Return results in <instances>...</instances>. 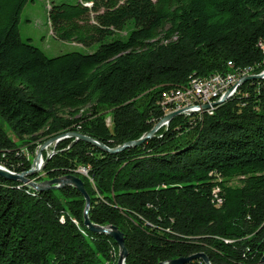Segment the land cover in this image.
I'll return each mask as SVG.
<instances>
[{"label": "trees", "instance_id": "1", "mask_svg": "<svg viewBox=\"0 0 264 264\" xmlns=\"http://www.w3.org/2000/svg\"><path fill=\"white\" fill-rule=\"evenodd\" d=\"M30 2L0 0V165L13 172L70 132L110 148L141 138L165 115L163 93L193 78L264 72V0H54V37L99 44L54 57L21 36ZM43 153L29 178L80 177L91 222L124 233L126 264L264 257V77L213 114L176 115L138 146L111 153L67 136ZM86 207L74 185L39 191L0 176V264H116L118 243L89 229Z\"/></svg>", "mask_w": 264, "mask_h": 264}, {"label": "water", "instance_id": "2", "mask_svg": "<svg viewBox=\"0 0 264 264\" xmlns=\"http://www.w3.org/2000/svg\"><path fill=\"white\" fill-rule=\"evenodd\" d=\"M262 77H264V72H263V74H258V75H253V74L248 75V76L242 78L241 83L242 82L244 83L246 80L262 78ZM179 113L180 112H173V113L166 115L151 130L146 132L141 138H139L137 140L128 141V142L124 143L123 145L118 146L116 148H110V147L106 146L104 143H102L101 141H99L98 139H95L91 136H88V135L80 133V132H70L68 134H63V135H60L58 137H53V138L45 141L44 143H42L40 145L39 149L36 152V157L32 163V168L29 171L17 173V172H13V171L7 169L6 167L0 165V176H3L5 178L11 179V180L22 181L23 183H26V184L32 186L33 188H35L36 190H39V191H43V190L50 189V188H54V189L61 188L65 185L76 186L85 195V197L87 199V207H86V213H85V224L93 232L105 233V234H108L109 236L113 237L120 247L119 257H118L116 264H126V258L128 256V250H127L126 245H125L124 233L115 225L101 226V225L94 224L91 222V220L88 216V210H89V206H90V198H89V195L86 191L84 182L80 177L75 176L74 174H70V175L55 178L52 180H45L43 182H36L34 180H31L29 178V175L41 170L44 167L45 163L47 162V160L43 159L44 148L53 142H58L59 140H61L64 137L73 136L76 138V140L77 139H83V140H86V141H88L94 145L99 146L100 148H102L104 150H107L111 153H114V152L121 151V150L125 149L126 147L138 146V145L144 143L148 138H151L152 136L155 135L156 131L164 123V121H166V120L171 121L172 118H174ZM51 155L52 154H49L47 159H49L51 157ZM197 257L202 258L206 262V264H211L208 256L202 252L193 254L189 257H179V258L170 259L167 262H162L160 264H185V263H187V262H189L192 259L197 258ZM259 264H264V257L262 258V261Z\"/></svg>", "mask_w": 264, "mask_h": 264}, {"label": "built area", "instance_id": "3", "mask_svg": "<svg viewBox=\"0 0 264 264\" xmlns=\"http://www.w3.org/2000/svg\"><path fill=\"white\" fill-rule=\"evenodd\" d=\"M91 4L92 2H86L88 6ZM248 75H251L249 69L225 75L215 74L204 79L193 78L187 86L166 90L162 95L161 105L163 109L170 108L169 113L174 111V108H181L180 113H184L186 116L193 114L191 117L202 116L205 113L213 114L218 106L215 105L216 101L219 99L225 101L226 98L235 96L243 84V82L241 83L242 78ZM170 122L166 120L162 125L168 128ZM218 190L219 188L215 191L216 195ZM222 201L218 197V203H222Z\"/></svg>", "mask_w": 264, "mask_h": 264}, {"label": "rangeland", "instance_id": "4", "mask_svg": "<svg viewBox=\"0 0 264 264\" xmlns=\"http://www.w3.org/2000/svg\"><path fill=\"white\" fill-rule=\"evenodd\" d=\"M51 1H54V0H35V2L28 3L27 7L24 9V11L22 12V15H21L20 32H21L22 38L24 40H28L31 38L32 43L35 44L36 46L40 47L41 49H43L50 57H54V56H57L60 54L73 52V51H80V52H84V53H90V52L95 51L99 45L97 42L93 43L92 45L87 46V45H83V44L72 42V41H63V40H60V39H57L56 37H54L52 29L50 27L49 16H48V8H49V3H51ZM55 1H58V0H55ZM66 1H73V0H66ZM226 100H228V99L226 98ZM222 101L223 100L219 99L218 101H216L215 105L222 104L224 102V101L223 102ZM162 108H163V106H162ZM169 110H170V108L163 109L164 114H165L164 117L166 115L170 114ZM173 110L174 111H172V112L170 111V112L171 113L179 112L181 110V108L180 109L174 108ZM179 114H182V113H179ZM182 115L186 116V114H184V113ZM191 116H193V114H191ZM191 116H189V117H191ZM0 121H2L1 118H0ZM159 121H157L155 123V125ZM168 122H170V121H168ZM107 123L109 126L112 125L111 124L112 123V116L110 114L107 116ZM163 127L166 128L164 125H161L155 134H157L158 131L160 130V128H163ZM5 128L8 129L9 135L13 139L17 140L14 133L7 126V124L5 125ZM56 143L57 142H53V143L49 144L48 146H46L44 148L43 152H46L47 155L52 154ZM40 145L41 144H39L38 149H39ZM35 157H36V155H35ZM43 159H45L44 153H43ZM81 171L86 173V171L83 169H81ZM235 183L236 182H234V184ZM218 204H222V203H218Z\"/></svg>", "mask_w": 264, "mask_h": 264}, {"label": "bare ground", "instance_id": "5", "mask_svg": "<svg viewBox=\"0 0 264 264\" xmlns=\"http://www.w3.org/2000/svg\"><path fill=\"white\" fill-rule=\"evenodd\" d=\"M237 72V71H236ZM239 72V71H238ZM218 75H225V74H218Z\"/></svg>", "mask_w": 264, "mask_h": 264}]
</instances>
